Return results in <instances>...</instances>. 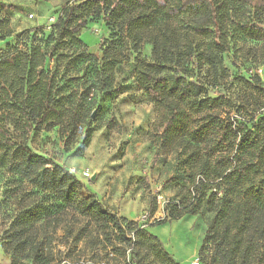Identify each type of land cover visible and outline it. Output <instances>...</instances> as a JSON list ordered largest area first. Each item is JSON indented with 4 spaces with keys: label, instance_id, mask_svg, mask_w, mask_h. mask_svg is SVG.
Returning a JSON list of instances; mask_svg holds the SVG:
<instances>
[{
    "label": "trees",
    "instance_id": "1",
    "mask_svg": "<svg viewBox=\"0 0 264 264\" xmlns=\"http://www.w3.org/2000/svg\"><path fill=\"white\" fill-rule=\"evenodd\" d=\"M6 8L0 1V14ZM100 16L109 35L98 60L78 35ZM50 26L47 37L30 39L26 30L0 53V171L53 198L42 215L27 217L60 220L72 212L105 237L113 232L129 249L127 264H181L148 225L119 217L68 170L16 142L7 126L13 122L27 136L57 127L67 137L89 127L86 144L97 97L123 91L131 75L139 93L129 96L157 110L151 138L177 161L169 182L178 193L156 224L206 215L199 264H264V80L231 77L223 63L226 53L234 62L264 61V0H75ZM143 43L151 45L150 60L141 57ZM89 60L96 76L90 82ZM123 63L128 71L114 84ZM33 261L50 263L40 253Z\"/></svg>",
    "mask_w": 264,
    "mask_h": 264
},
{
    "label": "rangeland",
    "instance_id": "2",
    "mask_svg": "<svg viewBox=\"0 0 264 264\" xmlns=\"http://www.w3.org/2000/svg\"><path fill=\"white\" fill-rule=\"evenodd\" d=\"M0 1L7 5L0 14V37L5 35L4 39L0 38L1 53L26 30H31L30 39L47 37L62 5L75 0ZM108 35L100 16L92 18L78 37L82 50L100 60L102 39ZM140 53L142 58L150 60V43H143ZM134 56L132 53L130 57ZM92 62L85 64L90 65L88 82L96 78ZM223 63L231 77L250 78L258 74L264 80V61L240 59L234 62L232 54L226 53ZM122 65L115 71L114 84L128 71L129 64ZM50 66L53 63L49 61ZM163 73L169 85H173L171 73ZM8 77L11 78L12 73ZM125 82L128 86L123 91L97 97L98 120L91 122V135L86 144H82V140L89 127L77 130L72 137L61 133L57 127L29 136L13 122H8V129L16 142L25 143L64 170L72 168L71 175L83 181L119 217L148 225V230L159 238L173 260L181 264L198 261L199 264L196 253L206 228V215L188 214L156 224L164 217V203L178 193L176 183L169 182V178L177 174V161L173 152L151 138L150 129L157 119L156 108L150 102H134L129 95H138L139 91L132 76ZM85 169L91 175L96 174L93 181L82 177ZM52 199L51 193H43L17 175L0 171V264L18 261L34 264L36 253L47 256L49 264H127L129 249L117 241L109 229L105 237L86 219L72 212H67L60 220L27 217L26 211L42 215L41 207H52ZM146 261L153 264L150 259Z\"/></svg>",
    "mask_w": 264,
    "mask_h": 264
},
{
    "label": "built area",
    "instance_id": "3",
    "mask_svg": "<svg viewBox=\"0 0 264 264\" xmlns=\"http://www.w3.org/2000/svg\"><path fill=\"white\" fill-rule=\"evenodd\" d=\"M68 172H69L70 174H72V173H73L72 168H71V169H68ZM81 175H82V177H84V178H90V177H91V173H90V171H89L88 169L83 170L82 173H81ZM144 216H145V215H144ZM193 264H198V261L194 262Z\"/></svg>",
    "mask_w": 264,
    "mask_h": 264
},
{
    "label": "water",
    "instance_id": "4",
    "mask_svg": "<svg viewBox=\"0 0 264 264\" xmlns=\"http://www.w3.org/2000/svg\"><path fill=\"white\" fill-rule=\"evenodd\" d=\"M96 174L94 173L91 177H90V181H93L95 178Z\"/></svg>",
    "mask_w": 264,
    "mask_h": 264
},
{
    "label": "crops",
    "instance_id": "5",
    "mask_svg": "<svg viewBox=\"0 0 264 264\" xmlns=\"http://www.w3.org/2000/svg\"><path fill=\"white\" fill-rule=\"evenodd\" d=\"M92 176V175H91Z\"/></svg>",
    "mask_w": 264,
    "mask_h": 264
}]
</instances>
